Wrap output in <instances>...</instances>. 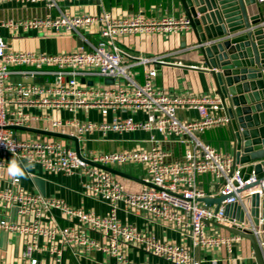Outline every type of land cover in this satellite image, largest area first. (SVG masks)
Masks as SVG:
<instances>
[{
  "label": "built area",
  "instance_id": "built-area-1",
  "mask_svg": "<svg viewBox=\"0 0 264 264\" xmlns=\"http://www.w3.org/2000/svg\"><path fill=\"white\" fill-rule=\"evenodd\" d=\"M73 1L81 0H0V6H39L46 11L39 17L0 23V172L7 169L14 155L31 159L42 172L77 179L82 193L104 204L107 211L98 214L74 208L61 198L21 188L20 180L17 183L11 179L10 187L0 191V203L13 207L16 215L26 221L1 219L0 230L26 238L21 264H42L40 257L44 254L49 264H65L67 247L77 253H100L113 264H149L131 261L127 249L165 264H200L193 250L224 248L231 256L233 246L242 238L213 231L219 229L216 224H234L224 215L226 205H242L245 198L254 194L264 197V181L239 191L264 176V160L259 161V176L252 172L243 180L239 172L242 166L233 170L231 154L200 138L204 132L227 127L230 122L219 96L176 95L157 87L161 68L181 66L180 62L169 60L176 52L131 55L117 43L118 39L133 35L190 34L189 20L185 16L151 18L142 14L116 18L109 12L72 15L60 4ZM255 3L262 5L264 0ZM96 27L100 39L94 43L85 32ZM2 30L10 34L23 30L76 36L82 48L55 55L13 51L8 49ZM212 42L215 41L206 44ZM36 78H42V82H22ZM106 79L113 83L106 84ZM91 110L103 118L111 115V120L92 122L77 118L78 112L87 115ZM61 112L68 117L62 118ZM182 112L196 116L181 119ZM138 113L143 119L134 118ZM124 114L129 115L123 117ZM10 127L74 136L85 160L117 170L126 165L138 166L143 172L140 179L154 188L143 185L139 192L129 193L117 176L80 159L65 140L41 135L30 138L22 135L29 132ZM132 132L148 134V139L140 143L148 144L149 149L137 146L114 152L87 151L85 143L95 134ZM177 146L182 150L181 161L174 160ZM200 177L208 178L209 192L199 187ZM220 196L226 199L218 208L205 207L199 201ZM122 208L150 228L178 234L181 242L158 238L124 222L119 215ZM56 219L68 225L57 227ZM248 230L260 235L253 227ZM261 248L264 249L263 243Z\"/></svg>",
  "mask_w": 264,
  "mask_h": 264
},
{
  "label": "crops",
  "instance_id": "crops-1",
  "mask_svg": "<svg viewBox=\"0 0 264 264\" xmlns=\"http://www.w3.org/2000/svg\"><path fill=\"white\" fill-rule=\"evenodd\" d=\"M64 10L69 11L72 15L96 16L103 12H109L116 18H124L128 15L142 14L146 17L161 18L164 16H184L183 11L179 7L178 0H91V1H73L60 4ZM46 11L43 7H30L14 5L6 3L0 6V23L6 21H19L42 16ZM54 13V12H53ZM264 22V19H263ZM97 27L92 28L91 32H85L89 40L94 43L99 41ZM8 49L13 51L34 52L44 55H55L61 52L76 51L78 47V38L76 36H56L45 34L37 31L19 30L14 34H10L6 30H2ZM185 35H133L122 37L117 40L118 45L129 52L131 55L142 56H159L176 52L170 57V62H180L181 66L168 65L160 69L159 75L156 78V85L159 88L165 89L168 92L176 95H214L216 94L211 77L197 71L196 68L189 66H200V57L194 51H190V44L194 42L192 34H186V47L182 48V37ZM140 72V70H137ZM139 82L142 81L141 76L137 77ZM61 117L66 118L68 115L61 112ZM125 117V114L122 115ZM193 112L179 113L181 119L195 117ZM143 115L138 113L134 115L136 120L143 119ZM77 118L92 122H101L111 120V115L103 118L97 111L91 110L87 115L83 112H78ZM226 128L208 130L200 135V138L223 153L230 154L229 145L226 141L229 140ZM53 139V138H48ZM148 139V134L143 132H132L123 135L107 134L106 136L93 135L86 141L87 151L97 152H114L116 150L132 149L137 146L148 148V144H142L140 141ZM68 145L74 147L72 141L65 140ZM174 160L181 161L182 150L176 147L174 150ZM133 177L141 178L142 170L138 175L127 173ZM38 177L44 180L45 196L61 198L74 208L84 210H92L95 213L103 214L107 211V207L97 201H94L85 196L80 188L77 179L63 175L48 174L42 172L37 166L31 170V176L27 179H20L19 186L26 190L39 193L33 182V178ZM11 179L7 171L0 172V191L7 190L10 187ZM131 181V180H130ZM135 182V181H132ZM127 185V188L137 189L134 183ZM208 178H199V187L205 192H209ZM137 183V182H135ZM139 184V183H137ZM141 185V184H140ZM143 186V185H142ZM121 219L128 224H135L140 230L147 234H154L158 238L181 242V237L178 234H173L167 230L159 228H150L140 219L134 218L123 210L119 213ZM9 219L12 222L20 223L26 220L18 217L13 207L4 203H0V220ZM57 227H65L68 224L60 219L55 220ZM213 232L227 235L228 232L222 229H216ZM26 238L16 233H7L0 230V261L7 264H21L22 253ZM127 257L136 263L147 262L149 264H165L162 261L153 258L143 252L128 250ZM193 256L200 264H254L255 259L250 243L241 239L233 246V253L227 256L224 248L193 250ZM227 257L229 260H227ZM42 264H49V258L46 254L40 257ZM65 264H113L111 259L104 257L97 252L87 254L77 253L72 247H67L64 254Z\"/></svg>",
  "mask_w": 264,
  "mask_h": 264
},
{
  "label": "water",
  "instance_id": "water-1",
  "mask_svg": "<svg viewBox=\"0 0 264 264\" xmlns=\"http://www.w3.org/2000/svg\"><path fill=\"white\" fill-rule=\"evenodd\" d=\"M179 7L189 20L194 42L190 51L200 57L197 71L208 74L219 96L225 115L230 119L226 130L229 140L233 170L242 166L240 176L247 180L253 172H262L259 161L264 160V22L255 0H178ZM186 36V35H185ZM182 37V48L186 37ZM220 39V40H219ZM78 47L82 43L78 39ZM212 42L210 44H206ZM25 83H41L42 78L22 79ZM83 82V80H81ZM112 84L111 79L105 80ZM89 85L92 82H88ZM32 134L68 140L74 143L78 157L88 164L117 177L135 181L154 188L142 179L117 169L95 164L82 158L76 137L35 128L10 127ZM149 149V147H148ZM254 163V164H253ZM264 176L239 191L260 185ZM37 191L45 196L44 180L33 178ZM225 196L201 198L205 207H219ZM224 215L234 224L231 227L217 225L229 234L247 240L252 248L255 263L264 264V197L254 194L241 204L224 207ZM260 231L256 236L248 228Z\"/></svg>",
  "mask_w": 264,
  "mask_h": 264
},
{
  "label": "clouds",
  "instance_id": "clouds-1",
  "mask_svg": "<svg viewBox=\"0 0 264 264\" xmlns=\"http://www.w3.org/2000/svg\"><path fill=\"white\" fill-rule=\"evenodd\" d=\"M35 167V162L31 159L13 156L7 166V174L14 182L20 179H27L31 176V170ZM215 264V262H214Z\"/></svg>",
  "mask_w": 264,
  "mask_h": 264
},
{
  "label": "rangeland",
  "instance_id": "rangeland-1",
  "mask_svg": "<svg viewBox=\"0 0 264 264\" xmlns=\"http://www.w3.org/2000/svg\"><path fill=\"white\" fill-rule=\"evenodd\" d=\"M258 7H259V13L263 16V19H264V4L258 5ZM128 115L129 114H125V116H128ZM22 135H27L30 138H34V137L35 138H39L40 137L39 135L32 134V133H27V134L22 133ZM115 168H117V167H115ZM121 170L126 171L127 173H130V174H133V175H138L140 170H141V168H139L138 166L126 165L125 167H121ZM116 179L118 181H120L125 186L126 191L129 192V193L139 192L142 189V185L137 184L135 182H132L130 180H127V179H124V178H120V177H116ZM131 182L134 183L138 188L137 189H135L136 187L130 188V189L127 188V185H129Z\"/></svg>",
  "mask_w": 264,
  "mask_h": 264
},
{
  "label": "flooded vegetation",
  "instance_id": "flooded-vegetation-1",
  "mask_svg": "<svg viewBox=\"0 0 264 264\" xmlns=\"http://www.w3.org/2000/svg\"><path fill=\"white\" fill-rule=\"evenodd\" d=\"M258 6V5H257Z\"/></svg>",
  "mask_w": 264,
  "mask_h": 264
}]
</instances>
